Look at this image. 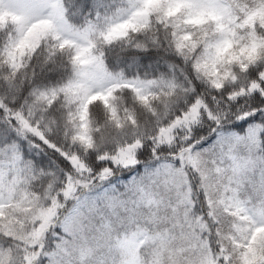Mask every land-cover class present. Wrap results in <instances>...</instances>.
Returning a JSON list of instances; mask_svg holds the SVG:
<instances>
[{"label":"snow or ice","instance_id":"obj_1","mask_svg":"<svg viewBox=\"0 0 264 264\" xmlns=\"http://www.w3.org/2000/svg\"><path fill=\"white\" fill-rule=\"evenodd\" d=\"M0 264H264V0H0Z\"/></svg>","mask_w":264,"mask_h":264},{"label":"trees","instance_id":"obj_2","mask_svg":"<svg viewBox=\"0 0 264 264\" xmlns=\"http://www.w3.org/2000/svg\"><path fill=\"white\" fill-rule=\"evenodd\" d=\"M205 135H207V133H205Z\"/></svg>","mask_w":264,"mask_h":264}]
</instances>
